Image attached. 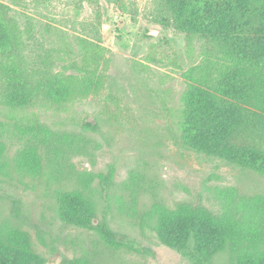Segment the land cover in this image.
I'll return each mask as SVG.
<instances>
[{
	"label": "rangeland",
	"instance_id": "rangeland-1",
	"mask_svg": "<svg viewBox=\"0 0 264 264\" xmlns=\"http://www.w3.org/2000/svg\"><path fill=\"white\" fill-rule=\"evenodd\" d=\"M0 2L20 31L16 62L42 70L51 91L70 92L60 102L0 105V230L8 241L45 264H195L193 245L179 252L163 237L196 208L229 229L211 264L264 262V175L176 142L183 74L202 64L200 43L147 24L152 0H129L128 12L106 0ZM83 80L95 85L80 90ZM95 120L97 130L85 127ZM69 196L90 222L68 213ZM100 224L135 246L109 241Z\"/></svg>",
	"mask_w": 264,
	"mask_h": 264
},
{
	"label": "trees",
	"instance_id": "trees-1",
	"mask_svg": "<svg viewBox=\"0 0 264 264\" xmlns=\"http://www.w3.org/2000/svg\"><path fill=\"white\" fill-rule=\"evenodd\" d=\"M76 1L98 4V0ZM106 1L124 12L130 8L129 0ZM11 12L0 2V105L22 109L40 97L63 101L70 93L66 86L51 91L54 82L47 80L44 85L39 77L42 70H30L21 60L16 62L20 31ZM144 19L165 32L174 31L200 43L205 54L202 64L183 74L188 88L182 99L177 144L200 158L264 175V0H152ZM92 49L98 52L97 46ZM81 83L80 90L85 91L95 85L85 80ZM85 127L95 131L98 122H87ZM64 207L81 221L93 219L77 196L67 197ZM189 213L188 222L173 224L163 241L179 252L193 245L194 263L211 264L224 247L229 229L217 221L201 219L196 208ZM99 226L109 241L135 246L107 225ZM0 264L45 263L26 247L8 241L0 230ZM244 264L264 262L252 258Z\"/></svg>",
	"mask_w": 264,
	"mask_h": 264
}]
</instances>
